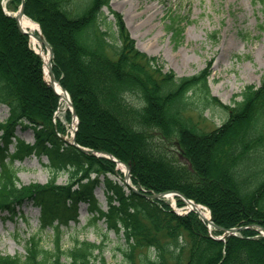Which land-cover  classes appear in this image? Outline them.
Instances as JSON below:
<instances>
[{
	"label": "trees",
	"instance_id": "16d2710c",
	"mask_svg": "<svg viewBox=\"0 0 264 264\" xmlns=\"http://www.w3.org/2000/svg\"><path fill=\"white\" fill-rule=\"evenodd\" d=\"M20 3L11 0L9 5L17 9ZM109 4L110 0H26V14L41 24L55 51V75L72 96L80 119L78 143L129 163L136 185L155 192L177 189L207 205L218 225L264 226V76L259 87L246 85L234 105L225 104L211 93L209 68L187 76L166 68L160 57L136 46L120 12L110 8L114 18H109L103 11ZM2 27L21 43L24 53L17 59L35 73L43 100L30 97L34 86L20 77L17 65L13 68L6 61ZM59 99L44 79L42 58L31 48L29 36L4 12L0 0V103L10 107L9 118L0 123V210L13 213L32 202L51 222L68 223L77 203L85 200L96 211L94 221L105 218L108 227L124 229L123 252L131 261L264 264V236L254 228L225 241L216 239L195 211L180 215L163 199L127 192L122 182L108 176L116 174L115 162L85 153L59 135L67 129L60 119L54 122ZM214 107L223 111L224 120L206 129L200 122ZM65 118L71 119L70 111ZM108 118L115 134H124V145L96 131L97 119ZM18 125L32 127L37 143H25L16 135ZM12 137L17 138L14 153ZM38 148L48 154L52 177L46 184H23L15 160ZM91 172L97 173L95 179L89 177ZM64 173L67 184H57ZM101 174L107 175V188L120 202L113 204L110 195L108 211L99 208L93 192ZM74 184L78 188L73 190ZM184 204L178 198V205ZM56 227L52 248L35 234L27 240L25 255L0 252V264H107L101 256L103 244L75 239L64 249Z\"/></svg>",
	"mask_w": 264,
	"mask_h": 264
},
{
	"label": "rangeland",
	"instance_id": "374dc122",
	"mask_svg": "<svg viewBox=\"0 0 264 264\" xmlns=\"http://www.w3.org/2000/svg\"><path fill=\"white\" fill-rule=\"evenodd\" d=\"M110 7L124 15L137 46L160 57L166 67L179 76L197 74L211 63L209 84L212 93L223 102L229 104L234 97L240 99L239 93L249 83L260 84L264 75V3L260 0H111ZM104 10L110 14L108 7ZM177 29L182 33L176 35ZM2 31L6 37L2 46L6 61L13 68L17 65L20 77L34 86L30 97L43 100L35 73L17 59L19 52L24 53L21 43L14 36L10 37L8 28L2 27ZM67 106L64 101L58 116L69 127L70 135L65 137L70 139L71 122L63 113ZM8 115V108L0 105V121ZM205 115L208 120L200 124L208 129L220 125L225 116L219 108L209 109ZM96 123L98 133L113 137L120 144L126 143L123 133L115 134L111 118L106 122L97 119ZM18 133L28 141H35L31 129L19 128ZM46 163L48 158L45 154L17 160L15 166L22 183H46L51 178ZM67 181V174L59 175V183ZM94 192L102 208L107 209L108 190L104 184ZM166 200L174 202L172 198ZM175 208L178 210L177 206ZM88 210V204L82 203L79 210L81 221L60 227L63 248L71 247L73 239L78 237L97 244L104 243L102 257L107 264H140L138 259L131 261L124 256L123 250L127 246L123 229L117 233L103 219H100L99 226L91 223ZM41 228V211L35 206H25L24 211L18 214L1 213L0 251L25 255L26 240ZM43 234L46 246L52 247L54 231L51 225L43 229Z\"/></svg>",
	"mask_w": 264,
	"mask_h": 264
},
{
	"label": "water",
	"instance_id": "95a60500",
	"mask_svg": "<svg viewBox=\"0 0 264 264\" xmlns=\"http://www.w3.org/2000/svg\"><path fill=\"white\" fill-rule=\"evenodd\" d=\"M24 14H25V1L23 0V2H22V6H21V9H20V12H19V14H17V16H15V18H16L17 20H19V17H22ZM20 27H21V26H20ZM26 32H27V31H26ZM27 33L31 35L30 32H27ZM35 36H36V38H38V40H39L43 45H45V46L50 50V57H51V59H52V58L54 57V50H53L52 46L50 45V43H49V42L47 41V39L45 38V36H44L43 34H41V35H35ZM50 63H51V60H50ZM49 72H50V75H51V77H50V81H49V84H50L52 87H55V82L57 81V79H56L55 74H54V71H53L52 63H51L50 66H49ZM62 87H63L64 90H66V88H65L64 86H62ZM69 101H70V103H71V105H72V111H73V113H74L75 115H77V112H76V109H75V107H74V105H73L72 100L70 99ZM74 141L76 142V135H75V137H74ZM81 149L84 150V151H86V152H93V150H90V149H87V148H82V147H81ZM109 157L112 158V159H114V158L112 157V155H109ZM115 160H116V159H115ZM126 166H127L128 169H130V166H129L128 164H127ZM127 176H128V174H127ZM133 189L136 190V188H134V187H133ZM172 192H173L174 194H178V195H181L182 197L186 198L185 195H184L182 192H180V191H172ZM168 193H169V192L167 191V192H162V193H151V194H145V195H146L147 197H150V198L155 199V198H161V197H163V196H166ZM188 200L191 202L192 207L197 208L196 204H195L192 200H190V199H188ZM197 211L199 212V214L201 215V217H202L204 220H207V221H209L212 225L216 226L215 223H214L212 220H210V219L204 217V216L202 215V213H201L198 209H197ZM238 229H239V228H230V229H227L226 235L231 234V233H235ZM262 230L264 231V227L262 228Z\"/></svg>",
	"mask_w": 264,
	"mask_h": 264
},
{
	"label": "bare ground",
	"instance_id": "6f19581e",
	"mask_svg": "<svg viewBox=\"0 0 264 264\" xmlns=\"http://www.w3.org/2000/svg\"><path fill=\"white\" fill-rule=\"evenodd\" d=\"M20 22H21V25L23 28H25L26 30H28L32 33L39 29V25L34 20H32L31 18H29L27 16H23L20 19ZM32 43L35 45L36 49L38 51H40V53L42 54V56L44 58L46 78H49L50 77V75H49V53L42 46L39 45V41L37 40V38L34 35H32ZM55 87L58 90V92H60L61 99L66 100L67 99V93L63 90L61 84L59 82H56ZM74 125H75V123H74ZM202 215L204 217L209 218V216H210L209 210L205 209V208L202 209Z\"/></svg>",
	"mask_w": 264,
	"mask_h": 264
}]
</instances>
